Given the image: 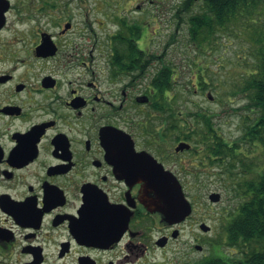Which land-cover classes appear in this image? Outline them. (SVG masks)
<instances>
[{"label":"flooded vegetation","instance_id":"1","mask_svg":"<svg viewBox=\"0 0 264 264\" xmlns=\"http://www.w3.org/2000/svg\"><path fill=\"white\" fill-rule=\"evenodd\" d=\"M120 1L125 15L113 20L110 57L127 39L147 52L142 45L156 34L148 7L160 0ZM82 7L81 0H0V36L31 34V53L48 64L0 65V264H164L156 251L168 248L186 226L200 251L196 240L206 237L195 233L194 224L203 234L210 231L212 205L225 200L221 228L235 211L222 191L208 190L199 201L182 182L224 177L210 171L211 136L205 127L166 125L172 111L165 113L164 88L153 77L160 62L140 70L110 61L80 64ZM11 18L29 26L16 28ZM167 97L174 99L168 107H176L174 96ZM180 142L189 147L176 149ZM149 155L182 185L190 206L183 218L162 211L164 199L149 183ZM179 207L177 202L173 213ZM212 244L200 259H212ZM226 247L223 264H238L236 249Z\"/></svg>","mask_w":264,"mask_h":264},{"label":"rangeland","instance_id":"2","mask_svg":"<svg viewBox=\"0 0 264 264\" xmlns=\"http://www.w3.org/2000/svg\"><path fill=\"white\" fill-rule=\"evenodd\" d=\"M180 1L160 0L158 5L148 7V10H152L147 13L151 20V30L155 29L156 34L151 35L150 32L142 46L147 49L148 54L161 56L160 59L151 58V61L156 59L160 62L163 59L164 62L169 61L175 68L176 84L173 91L177 112L185 115L189 111L193 114L196 112L206 114L220 137L229 142H238L245 124L253 116V108L249 106V95L241 89H243L246 75L259 60L257 39L260 36L261 25L264 24V4L254 8L249 18L242 16L233 20L228 26L217 28L211 38L192 42L188 31V16L200 11V3L196 0L190 11L182 8L175 13ZM81 4L83 18L80 16L78 20H85V31L84 37L79 39L82 47L79 49L78 62L82 65H93V67L110 65L108 34L116 31L113 20L125 15L123 1L81 0ZM125 7L128 9L127 12H131L129 4ZM130 14H133L135 19H145L138 12ZM11 19L10 25L18 24H15L13 18ZM28 26L29 24H20L16 28ZM34 39L29 33L21 36L5 31L0 36V65L5 67L7 65H48L47 62L36 60L31 53ZM3 43L4 46H2ZM22 60L26 61V64H21ZM197 65L199 70L196 69ZM204 67L205 70H203ZM202 74V78L207 82L204 88L198 85L200 80L198 76ZM208 94L211 95V99L208 98ZM210 169L213 174L221 172L220 167H215L214 164ZM215 175L200 182L187 180L182 182L187 190L195 192L199 201L205 199L204 194L209 191H222L227 200L231 198V210L240 201L239 197L232 189L234 187L228 186L227 181L223 180V175ZM241 179L243 178H239V181ZM227 187L231 190L228 191ZM223 203H226V200L212 205V218L207 221L212 227L210 231L203 234L195 224L193 226L196 234L206 237V240L200 238L196 240L203 247L200 251L194 248V233L186 226L183 227L181 236L174 243L163 251H156V259L164 264L197 261L203 254L209 253L211 242L214 256L220 251L227 254V236L219 220L220 212L228 208ZM201 206L198 203L197 210H200ZM214 245L221 246L220 251H216ZM178 258L181 259V263L177 261Z\"/></svg>","mask_w":264,"mask_h":264},{"label":"trees","instance_id":"3","mask_svg":"<svg viewBox=\"0 0 264 264\" xmlns=\"http://www.w3.org/2000/svg\"><path fill=\"white\" fill-rule=\"evenodd\" d=\"M195 1L181 0L175 13L182 8L190 11ZM198 2L200 11L188 16V31L192 42L211 38L217 28L228 26L233 20L242 16L249 18L254 8L264 4V0H198ZM246 20L250 21V19ZM257 41L259 60L246 75L241 89L249 95V106L253 108V116L245 124L238 142H229L220 137L206 114L200 112L193 114L189 111L187 115L174 116L173 112L176 108L168 107V100L172 103L174 99L168 98L167 95L174 96L176 70L169 61L164 62L161 59V65L157 66V71L153 75L161 81L164 88L165 113L172 111L171 115L166 114V125L205 127L211 136L213 164L215 167H220L221 172L225 174L223 180L227 181L228 186L234 187L232 189L239 197L240 201L235 205V211L223 227L227 236L226 245L233 246L238 252V264H264V24L261 25ZM160 57L140 50L133 40L127 39L124 49L116 47L110 57V63L132 65L134 70L137 68L140 70L151 62V58L160 59ZM196 69L199 70V65ZM202 76L203 74L198 76L200 79L198 85L204 88L207 82ZM200 133L204 135V132ZM202 140L206 141L205 138ZM239 178L243 179L239 181ZM226 189L231 190L229 187ZM220 249L221 246L217 245L216 251ZM223 254L225 255L220 251V253L216 252L212 259L203 258L183 264H223Z\"/></svg>","mask_w":264,"mask_h":264},{"label":"water","instance_id":"4","mask_svg":"<svg viewBox=\"0 0 264 264\" xmlns=\"http://www.w3.org/2000/svg\"><path fill=\"white\" fill-rule=\"evenodd\" d=\"M208 98L211 99V95L208 94ZM189 144L186 142L178 143L176 149H184L188 148ZM148 165H149V183H155L156 193L159 194L158 197L164 199V203H162V211L164 212L167 218L172 215L177 216V218H183L190 210V206L188 201L184 197V193L182 190V185L179 183L176 178H173L172 174L168 171H164L161 164L156 163L154 158L149 155ZM158 165V166H157ZM166 173L169 175V179L160 178V174ZM154 174V177L152 175ZM172 181V182H171ZM215 195V197H214ZM212 200H216L218 197L217 193L211 194ZM177 202H180V207L177 211L174 212ZM180 216V217H179ZM205 230H208V226L204 225ZM176 236V234H174Z\"/></svg>","mask_w":264,"mask_h":264}]
</instances>
